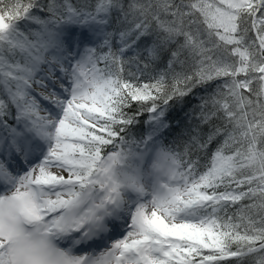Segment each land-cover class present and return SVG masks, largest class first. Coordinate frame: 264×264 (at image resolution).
I'll return each instance as SVG.
<instances>
[{"label":"snow or ice","instance_id":"6c2138e0","mask_svg":"<svg viewBox=\"0 0 264 264\" xmlns=\"http://www.w3.org/2000/svg\"><path fill=\"white\" fill-rule=\"evenodd\" d=\"M0 264H264V0H0Z\"/></svg>","mask_w":264,"mask_h":264},{"label":"trees","instance_id":"16d2710c","mask_svg":"<svg viewBox=\"0 0 264 264\" xmlns=\"http://www.w3.org/2000/svg\"><path fill=\"white\" fill-rule=\"evenodd\" d=\"M72 2L75 4L76 0H72ZM166 59L167 58L165 57L164 60L157 66V70L165 66ZM125 76H127V69L125 71ZM141 80L142 82H150L145 80L143 77L141 78ZM203 94L204 89H200L195 91L193 95L185 97L183 102H175L173 104V107L169 110L167 119L173 123L174 127L172 130L164 134V141L167 145H171L173 147H175L176 145H180V148L182 150V138L177 136V132L179 129L186 128L189 126L190 116L188 114L191 113V110L198 103L196 97ZM136 110V102H132L131 107L127 109V111H129L130 113H134L136 112ZM145 118L146 115L141 116L139 125L132 129L133 133L137 137H140L141 135L145 134L148 130V126L144 123ZM194 122L195 121H192V123ZM176 125H178V128L176 127ZM212 147L214 148L215 145H213Z\"/></svg>","mask_w":264,"mask_h":264}]
</instances>
